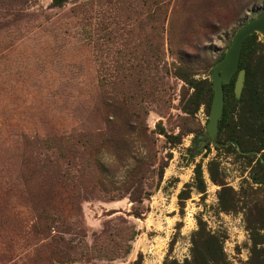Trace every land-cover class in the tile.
Returning <instances> with one entry per match:
<instances>
[{
    "label": "rangeland",
    "instance_id": "obj_1",
    "mask_svg": "<svg viewBox=\"0 0 264 264\" xmlns=\"http://www.w3.org/2000/svg\"><path fill=\"white\" fill-rule=\"evenodd\" d=\"M262 13L0 0V264H264L261 143L240 109L206 138L212 69ZM64 137L80 181L60 190Z\"/></svg>",
    "mask_w": 264,
    "mask_h": 264
},
{
    "label": "trees",
    "instance_id": "obj_2",
    "mask_svg": "<svg viewBox=\"0 0 264 264\" xmlns=\"http://www.w3.org/2000/svg\"><path fill=\"white\" fill-rule=\"evenodd\" d=\"M68 1L69 0H53V4L57 7H62ZM239 70L246 71L245 86L241 98L237 100L235 96V84L238 73L235 74L229 84L224 85V115L220 121L219 130L222 132L227 122L230 120L231 114L237 109H240L239 131H242L246 136L256 135L261 143V149L264 150V43L259 41L257 34H254L246 40L241 55ZM190 76L187 72L184 74H178V77L184 81H187L191 85H195L193 80L189 81V79L191 80ZM111 114H113V112H111ZM235 134L231 141L240 144V139L242 137H240L237 132H235ZM70 142V137H64L61 139L59 152L61 151V157L65 158V164H67V167L58 172L54 177L56 187L60 190H66L69 186L80 181V177L77 178L76 175L71 174V161L65 154L78 153V150H74L75 152H73L72 148H69ZM38 143L41 144V147H45V142ZM59 160L62 161V158L59 157ZM215 242L216 246L219 248V242L216 240Z\"/></svg>",
    "mask_w": 264,
    "mask_h": 264
},
{
    "label": "water",
    "instance_id": "obj_3",
    "mask_svg": "<svg viewBox=\"0 0 264 264\" xmlns=\"http://www.w3.org/2000/svg\"><path fill=\"white\" fill-rule=\"evenodd\" d=\"M254 34L264 37V13L248 21L238 29L224 58L212 69L214 97L206 128L207 139L215 140L217 138L220 121L224 114V85L229 84L236 73L238 75L235 84V95L237 99L241 98L246 80V71L239 70L241 55L246 40Z\"/></svg>",
    "mask_w": 264,
    "mask_h": 264
},
{
    "label": "flooded vegetation",
    "instance_id": "obj_4",
    "mask_svg": "<svg viewBox=\"0 0 264 264\" xmlns=\"http://www.w3.org/2000/svg\"><path fill=\"white\" fill-rule=\"evenodd\" d=\"M224 115V114H223Z\"/></svg>",
    "mask_w": 264,
    "mask_h": 264
}]
</instances>
